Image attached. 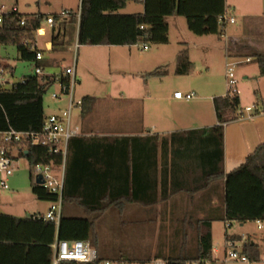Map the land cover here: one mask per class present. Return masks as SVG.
I'll return each mask as SVG.
<instances>
[{
  "label": "trees",
  "instance_id": "1",
  "mask_svg": "<svg viewBox=\"0 0 264 264\" xmlns=\"http://www.w3.org/2000/svg\"><path fill=\"white\" fill-rule=\"evenodd\" d=\"M130 0H82L80 18L72 11L69 20L59 22L56 17L53 28V47H67L76 41L79 45H147L169 43V18L183 16L189 29L196 35L219 36L224 34V25L219 17L226 12L225 0H141L144 12L122 13ZM138 1V0H137ZM57 15V14H56ZM43 15L25 17L14 11L5 14L0 23V44L15 45L21 60L35 62L44 68L50 64L45 58L36 59L38 48L37 30L41 28ZM24 19V24L21 21ZM143 26V27H142ZM238 51V50H236ZM246 52L258 64L260 75L264 76V51L252 47L239 48L238 54ZM58 61H54L57 63ZM194 70L188 50L183 49L177 60L176 73L186 75ZM12 72V70L10 71ZM168 74L166 67H158L144 75L145 79L163 77ZM62 76V74L60 75ZM49 74L27 75L12 87L0 86V130L16 129L19 131H39L47 113L44 106L46 91L56 83L58 77ZM261 102V98H258ZM95 97L86 95L82 98V115L89 114L94 107ZM214 105L220 124L184 133L189 142L200 143L196 149L203 150L199 160L203 176L190 185L173 183L174 192L185 190L193 193L207 188L211 183L225 180L223 197L224 208L219 215H212L200 223L199 245L195 254L176 252L173 249L166 257L168 264H188L193 260H210L213 253L212 223L215 220L246 222L261 220L264 222V143L248 156L246 162L225 174L224 162V123L237 119L240 109V97L228 99L215 97ZM177 135V134H176ZM175 134L172 139L175 138ZM74 153L71 157L72 141ZM70 138L66 159L63 207L67 203L79 205L87 212L86 217H69L62 212L59 225L53 221L34 218L33 215L17 217L0 212V264H51L52 243L56 238L69 240H90L97 247L98 233L96 222L101 214L109 209H116L123 214L129 203L153 206L159 201L157 188L146 191L137 190V176L132 165L123 167L122 154L146 151L158 152L159 136L141 138L117 137L114 140H102L95 137ZM107 141V142H103ZM144 143L142 148L137 142ZM169 143L162 139L163 150ZM28 154L21 153L32 169L37 163L55 161L61 163V154L53 153L43 145H29ZM120 156V160H106V155ZM103 155V157H102ZM96 169L94 176L86 172ZM112 166V167H111ZM86 175H88L86 177ZM32 178V191L42 200L56 201L57 194L50 193ZM167 184V178H164ZM164 186V187H165ZM168 193H161V200H166ZM62 207V208H63ZM228 240H239V236H229ZM243 253L252 261L264 259V233L262 244L248 239ZM99 255V254H98ZM102 259L101 256H99ZM61 264H97L63 262Z\"/></svg>",
  "mask_w": 264,
  "mask_h": 264
},
{
  "label": "crops",
  "instance_id": "2",
  "mask_svg": "<svg viewBox=\"0 0 264 264\" xmlns=\"http://www.w3.org/2000/svg\"><path fill=\"white\" fill-rule=\"evenodd\" d=\"M138 2L141 4L142 8L131 13L144 12V3L141 0H138ZM225 2L226 11L235 17L233 12L235 13L236 6L235 8H232L228 5V0H225ZM257 4L258 5L255 4V7L260 9V12L257 10L258 13H256L252 10L243 13L239 10L238 13H240L241 18L236 19L235 17L233 23L227 22L224 34L220 36L226 37L225 44L227 47L225 75H221V77H223L226 82V63L231 61L228 57L230 56L229 52L233 49L235 52L231 54L232 56L244 58L240 60L241 64L246 63L243 70V78L248 79L251 94L253 93L254 95V93L256 94V92H258V94L261 95V102L257 97L256 99L254 97L253 104H245L243 106L242 95L244 94V90L238 85L241 90V93L238 95L240 97L241 110H238L237 119L224 123L223 169L225 174L244 164L248 156L252 154L258 146L264 143V76L260 75V69L257 63L253 65V67H250L249 63L252 62L253 58L247 56L245 54L246 52L237 55L239 48H242L243 46L264 51V44L258 45L254 40H251L252 36H255L259 32L264 35V0H259ZM253 17H261L263 19H255ZM172 21L178 23L179 19H177L176 16H171L169 18V43L154 44L155 46H158L157 48H160L159 46L162 45L171 44ZM229 24L238 25L235 27V34L227 36V26L229 27ZM44 32L45 34L39 35V37H46L44 42L45 48L50 51L53 47V29L50 28L49 30L50 36H48L49 33L46 29ZM202 38L203 37L201 36L200 39L191 40L194 41V45L199 48L200 54H197L198 52L192 54L190 49H187L185 46L189 42L182 40L183 38L177 39L178 47L176 50L175 65L173 66L172 71L177 74L176 67L178 55L183 49L188 50L189 58L194 63V70L191 73L181 75L182 77L188 78L184 79L187 80V83L190 82L189 88L183 93H195V96L189 100L185 98H176L174 93L179 90H173V88L169 89L166 85L167 81H163L165 78L169 77V69H167L168 75L164 78H160V80H162L161 83H155L153 87L151 83V80L153 79L144 78L146 73L153 71L158 67H167V65L164 64L165 62L163 61V58L152 59L149 66H147L146 63H142L141 65L135 63L133 57H135L136 52L139 53V62L145 61L143 53L144 50L147 49H143L142 45H85L94 48V51L97 52L100 50H106L105 52H107V56L111 57V59L117 63V67H120L116 69L117 71L130 73L133 78L137 77L142 80L140 81L141 83H132V85L125 90H110L106 95L99 96L100 94H88L95 97L93 110L86 116H83L82 109L76 108L78 109V112L76 113L75 119H73L72 116L73 125L78 129V135L71 137L72 140L77 137H95L102 140H114L117 137H137L145 139L147 137L159 136V148L157 153L139 151L138 149L135 153L124 152L122 154L124 169H126L128 164L132 165V171L134 172L135 170L136 176L139 178L137 179V190L149 191L157 188L159 201L153 206L129 203L124 213L133 208L132 206L134 205H139L145 209L153 208L156 223L160 224V228L166 230L165 223L170 225L169 229L171 231L169 232L171 233V237L164 238L166 240H171V246L167 249H173L176 252L186 251L191 255L196 253L199 245V222L209 216L215 214L219 215L221 212L219 210L224 208L223 197L225 193L224 179L215 181L207 188H202L193 193L185 192V190H177V192L173 191V183L188 186L193 183L195 179L203 176V169L199 163L200 160L198 157L200 156L203 147H199L200 150L196 149L200 143H196L195 141L189 142L188 139H185L186 135H184V133L190 130L203 129L220 124L215 110L214 98L224 97L226 95L224 84H217L216 82L209 80L211 62L215 50L220 47V39L216 37L215 39ZM77 44L78 42L76 38V45ZM68 47L69 46H55L54 50L51 52ZM38 48L42 50L39 45ZM247 58H250V61H247ZM154 65V69L147 70L149 69L148 67ZM203 69H206V75H204ZM11 70H13L12 67L10 71ZM76 70L78 74L77 61ZM133 72L137 74H134ZM203 76H206L205 83L197 85L194 80ZM252 79L255 80V83ZM84 96H86V94H83L81 97L83 98ZM62 101L66 102V107L67 99L65 97L57 100L56 104L61 103ZM114 103L121 104L122 108L112 106L111 104L114 105ZM108 105L110 106L107 107ZM65 107L61 106L56 109L58 111ZM247 107H252V109L247 110ZM115 123L123 124L116 125ZM174 134L177 135L172 139ZM163 138H168L169 140V143L165 146V150H163L162 145ZM103 142L105 143L107 141ZM72 144L71 157L75 148L74 140L72 141ZM136 144L139 148H142L144 143L138 141ZM104 158L110 161L113 159L120 160V156H116L115 154L110 156L107 154ZM87 172H89L88 174L90 176H94L96 169H93V167L90 166V168L84 173ZM87 176L88 175H86V177ZM165 177L167 178L166 186L164 184ZM163 189L167 191L168 197L166 200L162 201L161 193L163 192ZM49 208L50 207L46 208L44 211L30 214H45ZM0 212H2L1 209ZM62 212L64 214V207L62 208ZM65 216L68 215L65 214ZM218 221L224 220H215L212 223L213 253L211 259L208 260V264H230L240 262L227 259V235L239 236L240 238L246 236V241L242 245V251L244 244L248 239H251L252 242L262 244L263 234L259 239L254 229L247 228L248 224L251 223H256L258 225V220L246 222L224 221L225 230L221 238L222 242H218L216 236L215 223ZM228 223H230L229 227H227ZM259 230L264 231V229ZM167 244L170 245V243ZM168 253L169 252H167V254ZM263 260L264 259L255 261L254 264L261 263Z\"/></svg>",
  "mask_w": 264,
  "mask_h": 264
},
{
  "label": "rangeland",
  "instance_id": "3",
  "mask_svg": "<svg viewBox=\"0 0 264 264\" xmlns=\"http://www.w3.org/2000/svg\"><path fill=\"white\" fill-rule=\"evenodd\" d=\"M261 1V0H260ZM259 0H228V5L235 8L236 19H240V12H250L254 10L256 13L260 12V9L255 7V4ZM81 0H0V5H5L4 12H10L14 7H17L18 13L23 14L25 17L32 15H43L44 18L41 22V26L45 28L48 33L50 26L46 22V17L51 15H56L64 10L78 11ZM142 6L137 0H130L127 6L120 10L122 13L136 12L141 9ZM257 10H259L257 12ZM237 12V13H236ZM242 13V14H243ZM179 22H173L171 26V44L155 46L152 43H148V49L144 50L145 61L139 62V53L136 52L135 63L141 65L146 63L147 66L150 65L152 59L163 58L164 64L167 65L166 69H169V77L165 78L167 80L166 85L173 90L178 89L179 91L186 92L189 88L188 79L177 75L174 73L173 66L175 65L176 50L178 47L177 39L183 38L182 40L188 41L185 46L190 49L192 54H200L199 48L194 45L193 39H200L201 36L194 34L188 27L187 19L183 16H176ZM255 18V17H253ZM263 19V18H255ZM238 24H229L227 26V36L235 34V27ZM37 35V34H36ZM50 36V33L48 34ZM47 36V37H48ZM202 39H220V47L215 50L212 62H211V73L209 74V80L216 82L217 84L225 85V91L227 93L228 87L226 86L227 80L221 77L225 75V60H226V37H220L219 35H202ZM46 37L37 36V41L39 47L43 50V55L46 60L51 62L45 65L43 68L44 74L60 76L65 68L74 63V60L78 62V74H77V84L75 89V97L77 99H82L83 94H100L106 95L110 90H125L132 85V83L140 82L141 78H133L130 73L124 71L119 72L116 69L117 63L107 56L106 50H100L99 52L94 51V48L85 45L76 46V41L73 42L68 48L57 49L53 52L45 48ZM258 45L264 44V35L261 32L252 36V39ZM231 45V44H230ZM235 51L231 49L230 56L228 57L231 61H240L244 59L243 57L232 56L231 54ZM110 59V60H109ZM58 61L54 63V61ZM153 62V61H152ZM257 62L255 59L249 63L250 67H253ZM120 64V63H119ZM152 64V63H151ZM246 63H238L235 66V74L239 80V85L244 90L242 95V105L253 104V98H260L261 95L256 92V94H251V89L249 87L248 79L243 78V70ZM35 62H28L21 60L17 47L15 45H3L0 44V70L5 68L12 72H6L5 78L9 81L8 87H12L14 83L20 82L27 75L35 74L36 68ZM147 70H152L155 65L148 67ZM204 70V75H206V69ZM134 74H137L133 72ZM168 75V74H167ZM166 75V76H167ZM154 77L151 80L152 87L155 83H161L162 80ZM135 79V80H134ZM151 79V78H149ZM206 81V76L199 77L194 82L197 85H202ZM255 83V80L252 79ZM141 83V82H140ZM59 89L58 84L54 83L44 95V106L45 112L54 113L57 112V107H65L66 102L62 101L57 103L52 99V94ZM86 92V93H85ZM106 103V102H105ZM114 107L122 108V105L114 103L111 104ZM241 105V106H242ZM108 105L107 107H109ZM241 110V108H240ZM78 109H74L72 116L73 119L76 117ZM123 124V123H115ZM34 175L33 169L29 161L25 157H18L15 162V171L11 176H5L0 173V180L7 179L10 186L9 189H2L0 187V209L3 213L11 214L18 217H24L30 215V213L44 211L46 208L51 207L52 201L42 200L38 198L32 191V178ZM36 177L34 175V179ZM129 211L120 214L116 209H109L108 212L101 214L96 222V231L98 233L97 247L99 256L102 258L109 259H126L133 262V264H152V261L157 258L160 254H166L170 250L167 248L171 246V240H166V238L171 237V231L169 229V224L165 223L166 230L160 228V224L156 223L153 208L145 209L139 205L132 206ZM38 214V213H36ZM86 217L89 216L82 207L75 204H66L64 206V215ZM256 223L248 224L247 228L254 229L257 233V237L260 239L263 232L257 228ZM169 229V230H168ZM216 236L218 242H222L221 238L225 230L224 221H218L215 223ZM246 237V236H245ZM239 239V245H243L246 241ZM167 243H170L168 245ZM163 258H166L162 256ZM230 264H246L240 262H234ZM264 264V260L261 263Z\"/></svg>",
  "mask_w": 264,
  "mask_h": 264
},
{
  "label": "built area",
  "instance_id": "4",
  "mask_svg": "<svg viewBox=\"0 0 264 264\" xmlns=\"http://www.w3.org/2000/svg\"><path fill=\"white\" fill-rule=\"evenodd\" d=\"M82 0L77 12L78 18L81 14ZM5 5H0V23L3 20L5 14L17 11L14 7L10 12H4ZM72 16V11L64 10L57 15L47 16L46 22L51 29L54 28L56 17L59 18V22L67 21ZM235 17L230 15L226 11L219 17V22L224 25V31L227 22H234ZM24 24V19L21 21ZM143 27V26H142ZM43 30V32H42ZM45 28L41 26L37 30V36L45 34ZM78 46V44L76 45ZM143 49H148L147 45H142ZM44 58L43 52L40 49L36 53V59L41 60ZM250 61V58L246 59ZM241 63V61H228L226 63V80H227V93L224 96L228 99L232 96L239 95L241 93L239 80L235 74V66ZM9 70L2 68L0 70V86L7 88L9 81L5 78L6 72ZM76 60L74 63L67 66L62 73V76L58 77L56 83L59 89L52 94L53 100H59L63 97L67 99V105L65 108L59 109L57 112L49 113L44 119L42 129L39 131H19L16 129L0 130V173L5 176H11L15 171V162L21 153H25L29 145H43L50 148L53 153L61 154L62 161L57 163L54 160L43 164L37 163L33 166V172L35 177L41 176L42 183H39L43 188L47 189L50 193L57 194V200L52 201L51 207L45 214H34V218H41L43 220L53 221L59 225L62 207H63V192L65 184V172H66V159L68 155L69 140L71 137L78 135V129H76L72 122V113L75 108H81L82 99L75 97V89L77 84V72H76ZM35 74H43V68L36 66ZM13 86V85H12ZM176 98L192 99L195 96L194 92L184 94L182 91H176L174 93ZM252 107H247V110H251ZM7 179L0 180V187L4 190L9 189L10 186ZM258 228L264 229V223L261 220L257 221ZM230 223L227 224V227ZM244 239V236L243 238ZM239 240L227 241V259L245 262L247 264H254L247 255L242 251V245H239ZM52 261L51 264H61L63 262H80V263H97V264H133L132 261L126 259H109L99 258L97 249L92 245L90 240H69L56 238L51 245ZM152 264H168V259L163 257H157L152 261ZM188 264H208L207 260H193Z\"/></svg>",
  "mask_w": 264,
  "mask_h": 264
},
{
  "label": "water",
  "instance_id": "5",
  "mask_svg": "<svg viewBox=\"0 0 264 264\" xmlns=\"http://www.w3.org/2000/svg\"><path fill=\"white\" fill-rule=\"evenodd\" d=\"M25 154H28V150L25 151ZM36 182L39 184V183H42V178L41 176L37 177L36 178Z\"/></svg>",
  "mask_w": 264,
  "mask_h": 264
}]
</instances>
